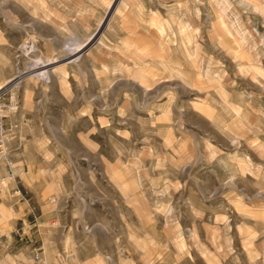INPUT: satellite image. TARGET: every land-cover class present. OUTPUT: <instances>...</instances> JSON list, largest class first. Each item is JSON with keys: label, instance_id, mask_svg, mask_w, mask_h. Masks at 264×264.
<instances>
[{"label": "rangeland", "instance_id": "rangeland-1", "mask_svg": "<svg viewBox=\"0 0 264 264\" xmlns=\"http://www.w3.org/2000/svg\"><path fill=\"white\" fill-rule=\"evenodd\" d=\"M172 12L196 63L160 42ZM54 55L65 73L37 78ZM163 55L187 76L156 80ZM5 80L0 264H264V16L236 0H0Z\"/></svg>", "mask_w": 264, "mask_h": 264}, {"label": "bare ground", "instance_id": "bare-ground-1", "mask_svg": "<svg viewBox=\"0 0 264 264\" xmlns=\"http://www.w3.org/2000/svg\"><path fill=\"white\" fill-rule=\"evenodd\" d=\"M121 2L122 0H118V2ZM240 5L241 7L243 8H246V9H249L253 12H256L258 14H261L262 16H264V4L262 3H259L257 1H254V0H236ZM64 4V3H63ZM125 4V3H124ZM126 5V4H125ZM111 8V7H110ZM109 8V9H110ZM220 8H221V11L223 13H226L227 12V9H228V4L227 2L225 1H222L220 3ZM84 8H81V9H77V10H83ZM87 11V10H86ZM88 12V11H87ZM173 13V16L174 15H177L178 14V19L176 20V18H173L171 21L173 23V26H174V30L172 32V35H170L167 39L165 40H158L161 42V44L164 46V49H167L168 50V47H171L172 44H173V40L175 39L176 40V45L183 49V54H184V57L186 58L185 60L186 61H190V62H198V57H197V53H198V49H200V44H195L194 45V38H195V35L194 33L193 34H184V32L180 31V28L182 26V24H184V22L181 21V16H180V13L179 12H172ZM177 13V14H176ZM171 23V24H172ZM112 25V24H110ZM165 26V25H164ZM239 26V25H238ZM70 27V26H69ZM109 27V26H107ZM166 27V26H165ZM64 28V27H63ZM72 30V29H71ZM100 34V33H99ZM164 34V33H162ZM160 34L162 37L163 35ZM94 33L90 34L89 36H87L84 40H80L78 39L77 37H74L72 35V40H73V43L70 47L69 50H67V53L70 55H73V49L75 50H79L80 53L82 55L85 54V52L87 51L86 47L88 44L91 43V41L95 38V35ZM104 35V34H103ZM194 35V36H193ZM134 36V35H133ZM153 36V35H151ZM160 36V37H161ZM193 36V37H192ZM104 37V36H103ZM192 37V39H191ZM98 40H100V44L98 46V49L96 50V53L93 54L94 57H102L104 55V50L101 48L102 46V38H101V35L98 37ZM130 40V39H129ZM102 43V44H101ZM194 45V46H193ZM126 47V46H125ZM161 48V46H160ZM159 48V49H160ZM89 50V49H88ZM167 50H165L166 52H168ZM171 50V49H170ZM178 50V49H177ZM91 53V52H90ZM180 53V52H179ZM86 55V54H85ZM161 56V55H160ZM175 56V55H174ZM93 57V56H92ZM237 58V56L235 57ZM239 59V58H238ZM59 57L57 56H52L49 60L48 63L44 64L43 69H38L37 73L35 74V76L37 78H43V79H47V73H54V71H57V69H60L61 72H64L66 71V65L65 63H60L58 65H53L55 62H58ZM61 61V60H60ZM127 61V60H126ZM157 61V60H156ZM237 61V59H236ZM153 63H159V68L160 69H163V72H162V75L159 76L157 79L155 78V75L153 74V72H148L149 75H151V77L153 79H156V80H159L161 78H164L165 75L167 76H176V77H179L180 78H185L187 76V74L185 73V69L183 68V61L180 60V59H177V58H173V57H170L169 55L166 56V55H163L162 57H160V59H158V62H153ZM74 64V63H73ZM116 66V65H115ZM258 66V65H257ZM156 67V66H155ZM120 68V67H119ZM158 68V69H159ZM116 68L114 67V70ZM239 71L242 73V74H252L253 76H256V75H260L261 73L259 72V70H256V68H254L253 66L249 65V64H246V63H240L239 64ZM60 72V73H61ZM204 73L202 74V77L204 79H213V73L209 70V69H206L205 71H203ZM165 74V75H164ZM218 76L220 74H217ZM251 75V76H252ZM20 76H25V74H21ZM19 76V77H20ZM201 76V75H200ZM99 77V73H97L96 71V78ZM101 77V75H100ZM259 77V76H258ZM258 77H256L257 79H259ZM27 79V78H25ZM104 79V78H103ZM112 79V78H111ZM177 79V78H175ZM162 80V79H161ZM195 80V79H194ZM197 80V78H196ZM199 80V79H198ZM23 81V80H22ZM21 81V82H22ZM155 81V80H154ZM163 82L165 80H162ZM167 81V80H166ZM165 81V82H166ZM6 80L5 81H2L0 82V90H2L6 84ZM105 82V81H104ZM11 83V82H10ZM168 83V82H167ZM202 83V82H201ZM12 84V83H11ZM28 82L25 83V86H27ZM161 84V83H160ZM203 84V83H202ZM8 85V84H7ZM167 85V84H166ZM12 86V85H11ZM105 86V85H104ZM197 86V85H196ZM104 88V87H103ZM106 89V88H105ZM142 89L144 90V92L148 91L147 90V87H142ZM173 97V96H172ZM225 103H227V106L226 104H222L223 106L227 107V108H230V110L232 111L233 110V106L227 101L225 100L224 101ZM147 104V103H145ZM201 104V103H200ZM206 104V103H205ZM239 105V104H238ZM229 106V107H228ZM243 107V106H242ZM200 108V106H199ZM202 109V108H201ZM223 110V109H222ZM225 110V109H224ZM228 110V109H227ZM227 110H225V112H227ZM203 111V110H202ZM230 111V112H231ZM241 111V110H240ZM206 112V111H205ZM239 112V111H238ZM237 112V113H238ZM210 114V113H209ZM208 114V116H209ZM229 114V113H228ZM236 114V113H235ZM154 115V114H153ZM213 115V114H212ZM218 115V114H217ZM220 115V114H219ZM237 115V114H236ZM238 115L240 116V118L242 119V121H244V125L247 124V123H251L253 121L252 117L249 116L248 112L247 111H241L240 113H238ZM213 117V116H212ZM211 118V117H210ZM221 119V118H220ZM238 121V120H237ZM240 122V121H239ZM241 124V123H240ZM236 125V124H235ZM234 125V126H235ZM231 129V128H230ZM232 140H236V137L233 136ZM259 147H264V145L262 144V142L258 145ZM215 155V154H213ZM213 158V157H212ZM240 159V158H239ZM241 163H244L245 161L244 160H240ZM247 164V163H246ZM263 194V193H262ZM7 229V228H6Z\"/></svg>", "mask_w": 264, "mask_h": 264}, {"label": "built area", "instance_id": "built-area-1", "mask_svg": "<svg viewBox=\"0 0 264 264\" xmlns=\"http://www.w3.org/2000/svg\"><path fill=\"white\" fill-rule=\"evenodd\" d=\"M2 130H3V120L0 119V132H2Z\"/></svg>", "mask_w": 264, "mask_h": 264}]
</instances>
